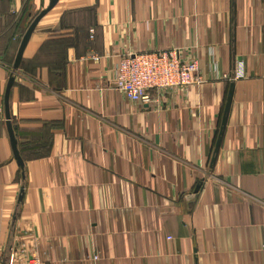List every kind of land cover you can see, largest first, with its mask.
Returning <instances> with one entry per match:
<instances>
[{
	"label": "crops",
	"instance_id": "obj_1",
	"mask_svg": "<svg viewBox=\"0 0 264 264\" xmlns=\"http://www.w3.org/2000/svg\"><path fill=\"white\" fill-rule=\"evenodd\" d=\"M49 3L0 0V264H264V0H60L14 72ZM175 48L206 83L116 90L128 54Z\"/></svg>",
	"mask_w": 264,
	"mask_h": 264
},
{
	"label": "built area",
	"instance_id": "obj_2",
	"mask_svg": "<svg viewBox=\"0 0 264 264\" xmlns=\"http://www.w3.org/2000/svg\"><path fill=\"white\" fill-rule=\"evenodd\" d=\"M94 31H92L93 35ZM94 60L102 58L95 54ZM213 80L234 82L245 77L242 62H238L233 73L220 74L213 70ZM116 90L127 100L138 103L150 100V92L175 91L176 89L206 83L200 71L199 60H185L178 48L159 52L128 54L116 68ZM3 109H0V118ZM1 258V255H0ZM95 260L98 257L94 258ZM17 264H44L39 258H29Z\"/></svg>",
	"mask_w": 264,
	"mask_h": 264
},
{
	"label": "water",
	"instance_id": "obj_3",
	"mask_svg": "<svg viewBox=\"0 0 264 264\" xmlns=\"http://www.w3.org/2000/svg\"><path fill=\"white\" fill-rule=\"evenodd\" d=\"M60 0H50L49 5L45 8V10H43L33 21L32 23L29 25V29L26 32V34L24 35L22 41H21V45L20 48L18 50L17 56H16V61L13 67L14 72L17 71L20 68L21 62H22V56L23 53L28 45V42L30 40L31 35L33 34V32L36 30L37 25L40 23V21L48 14L51 12L52 9H54L58 4H59ZM15 83V77L11 76L7 89H6V96H5V104H4V109H5V115H6V124L8 125L9 128V133H10V139L12 141V147H13V152H14V157H16V160L18 161L19 165L21 167H23V160L20 157L19 154V150H18V141H16L15 138V133H14V129H13V125L11 124V110L9 109V101H10V96H11V89L14 86ZM230 92L226 101V107H225V111H224V115H223V121H222V127L220 130V137L218 139V142L216 144V148H215V155L218 153V149L220 147V143H221V139H222V134L223 131L226 127V123H227V116L228 113L230 111V107H231V102H232V98H233V92H234V83L230 84ZM215 161V156L212 160V163ZM202 185L199 184L198 188L201 187Z\"/></svg>",
	"mask_w": 264,
	"mask_h": 264
}]
</instances>
